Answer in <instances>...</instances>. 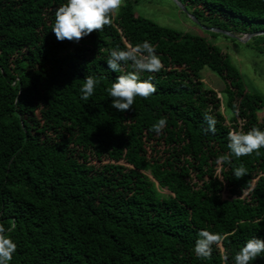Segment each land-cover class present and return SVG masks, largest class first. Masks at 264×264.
Returning <instances> with one entry per match:
<instances>
[{
	"label": "trees",
	"instance_id": "1",
	"mask_svg": "<svg viewBox=\"0 0 264 264\" xmlns=\"http://www.w3.org/2000/svg\"><path fill=\"white\" fill-rule=\"evenodd\" d=\"M122 1L74 42L51 30L63 0H0V225L17 245L9 264H233L244 241L264 239V147L218 160L229 155V131L264 129L262 96L214 43ZM178 1L203 26L264 31V0ZM145 40L161 61L141 73L155 92L117 111L106 89L132 65L110 70L109 52ZM204 67L222 91L204 82ZM89 75L100 83L83 101ZM239 166L246 174L235 178ZM201 229L223 237L206 259L193 251Z\"/></svg>",
	"mask_w": 264,
	"mask_h": 264
},
{
	"label": "clouds",
	"instance_id": "2",
	"mask_svg": "<svg viewBox=\"0 0 264 264\" xmlns=\"http://www.w3.org/2000/svg\"><path fill=\"white\" fill-rule=\"evenodd\" d=\"M121 5V0H63L54 13V22L51 30L58 41L69 40L78 42L82 37L93 30H100L110 22V16ZM131 62L132 70L126 74L117 76L111 86L106 89L108 96L112 97L111 105L117 111L128 110L133 106L134 97L147 98L155 92V85L151 76L142 78L141 73H154L159 71L161 61L155 52V48L147 40L126 50H110L106 60L110 70L118 73L121 62ZM99 80L89 75L84 77V83L80 87V99L87 101L94 93ZM204 122L207 132L216 131V119L209 113L204 114ZM166 119L160 118L152 126L151 130L160 134L166 126ZM264 147V129L253 126L248 131L231 130L228 132L229 155L218 157L220 162L230 161L232 157H242ZM246 174L243 166L236 167L233 176L239 178ZM259 222V221H258ZM14 228L15 225L13 224ZM11 228L5 229L0 225V264H9L17 245L10 235ZM222 235L210 232L207 229L199 231L198 238L193 245V251L198 259H206L211 256L213 245L222 240ZM258 256H264V239L256 236L248 238L236 251L233 264H252ZM227 259V257H225Z\"/></svg>",
	"mask_w": 264,
	"mask_h": 264
},
{
	"label": "rangeland",
	"instance_id": "3",
	"mask_svg": "<svg viewBox=\"0 0 264 264\" xmlns=\"http://www.w3.org/2000/svg\"><path fill=\"white\" fill-rule=\"evenodd\" d=\"M130 2L136 15L151 19L162 26L171 27L180 32L202 36L221 48L227 53L232 64L239 70L247 90L259 93L264 100V52L257 50L264 43V38L261 35L254 36L246 41H240L220 33L214 32L215 34H212L206 31L202 27L203 25L192 20L172 0H130ZM236 35L243 37L241 34ZM201 76L209 87L216 91H222L224 81L218 74L208 67H204L201 70ZM219 96L223 98V94ZM258 114L263 116L264 105Z\"/></svg>",
	"mask_w": 264,
	"mask_h": 264
},
{
	"label": "water",
	"instance_id": "4",
	"mask_svg": "<svg viewBox=\"0 0 264 264\" xmlns=\"http://www.w3.org/2000/svg\"><path fill=\"white\" fill-rule=\"evenodd\" d=\"M176 6L178 8H180L183 12H185L188 16L191 17L192 20H194L195 22H197L198 24H200L196 19L195 17L190 14L187 9L178 1V0H172ZM206 31H211V32H215V33H220V34H223L225 36H228L230 38H233V39H237V40H240V41H246L248 40L249 38H252L254 36H257V35H264V31H256V32H251V33H247L245 35H243V37H239L238 35L234 34V33H231L229 31H226V30H223V29H220V28H215V27H206V26H202Z\"/></svg>",
	"mask_w": 264,
	"mask_h": 264
}]
</instances>
